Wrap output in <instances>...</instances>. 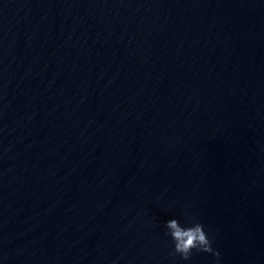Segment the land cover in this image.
<instances>
[{
  "label": "water",
  "instance_id": "95a60500",
  "mask_svg": "<svg viewBox=\"0 0 264 264\" xmlns=\"http://www.w3.org/2000/svg\"><path fill=\"white\" fill-rule=\"evenodd\" d=\"M0 264H264V0H0Z\"/></svg>",
  "mask_w": 264,
  "mask_h": 264
},
{
  "label": "clouds",
  "instance_id": "9594fccd",
  "mask_svg": "<svg viewBox=\"0 0 264 264\" xmlns=\"http://www.w3.org/2000/svg\"><path fill=\"white\" fill-rule=\"evenodd\" d=\"M167 234L173 242V255H179L184 260H189L193 250L212 253L219 257V252L212 247V240L204 230L203 224L194 222L182 225L178 219L172 218L166 221Z\"/></svg>",
  "mask_w": 264,
  "mask_h": 264
}]
</instances>
